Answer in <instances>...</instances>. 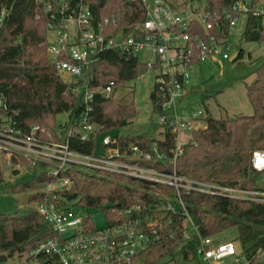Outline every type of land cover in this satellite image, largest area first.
I'll list each match as a JSON object with an SVG mask.
<instances>
[{
	"label": "trees",
	"instance_id": "16d2710c",
	"mask_svg": "<svg viewBox=\"0 0 264 264\" xmlns=\"http://www.w3.org/2000/svg\"><path fill=\"white\" fill-rule=\"evenodd\" d=\"M197 1H201L206 10L219 14L238 0ZM86 3L97 22L108 20L109 26L105 30L111 33L122 30L125 35L129 34L145 18L139 0H86ZM243 37L246 41L264 43L260 19H246ZM47 38V21L35 0H0V100L5 106H0V115L11 117L24 133L32 126H38L50 133L52 139L58 140L57 132L60 130L65 135L69 123L84 110L82 84L87 82L89 89L100 90L113 83L109 97L96 91L89 102L91 111L88 115L95 128V136L83 142L71 137V149L86 155H99L101 138L113 135L121 147L135 145L142 152H150L155 141L158 149L169 155L173 145V133L169 128H162L157 138L149 132L136 136L121 134V128L136 116V110L127 95L117 97L116 94L145 72L142 63L131 55L107 51L88 72L89 79L67 83L60 79L51 62ZM242 54L238 49L233 62ZM254 75V81L245 87L252 114L215 118L206 110L204 128L191 132V141L177 157L175 170L178 175L232 188L257 189L261 175L251 166V155L256 150H264V63ZM157 93L155 85L150 94L151 112L159 115L161 99ZM62 113L67 115V119L57 125L55 118ZM19 162L33 168L35 174L31 181L13 185L9 190L14 193L35 190L28 196L30 204L36 206L54 201L56 205L70 204L80 212L101 210L107 226L135 217L161 221V240L135 256L130 264H159L178 246L184 261L197 258L198 236L184 241L181 215L165 209L167 201L176 202L172 187L78 166L62 172L59 178L68 179V183L46 195L37 191L39 185L57 179L39 172L23 159ZM155 167L172 173L168 159ZM3 178L0 165V185ZM181 199L201 238L236 228L242 254L250 264H259V255L264 252V203L197 192L182 194ZM136 206L139 210L126 214ZM85 225L90 232L96 230L89 215ZM56 237L57 232L36 210L24 215L0 214V263L20 259Z\"/></svg>",
	"mask_w": 264,
	"mask_h": 264
},
{
	"label": "built area",
	"instance_id": "2783aa9c",
	"mask_svg": "<svg viewBox=\"0 0 264 264\" xmlns=\"http://www.w3.org/2000/svg\"><path fill=\"white\" fill-rule=\"evenodd\" d=\"M139 1L145 18L125 35L122 30L115 33L105 30L109 26L108 20L97 22L86 0H35L47 21V53L58 75L76 81L89 79L88 72L107 51L131 55L137 60L141 50L150 52L152 59L150 57L144 63L145 72L155 73L157 94L161 99L158 125L173 133L169 155L160 151L155 141L150 152H142L135 145L121 147L113 135L101 138L102 152L99 155L72 150L71 137L83 142L95 136L88 115L91 111L89 102L95 92L104 97L112 93L113 83L92 90L84 82L81 86L84 110L69 123L65 135L60 130L57 132L58 140L52 139L50 133L38 126H32L24 133L11 117L0 115V165L13 168L23 159L39 172L56 178L39 185L37 191L46 195L68 183V179L59 178L62 172L78 166L168 185L175 191L176 202L167 201L165 209L181 215L184 241L198 236L196 255L200 264H239L241 259L244 264H250L244 255H237L231 242L216 243L212 237L201 238L181 195L197 192L264 203V150H256L251 155V166L261 175L262 185L255 190L178 175L175 170L177 157L191 141V132L204 128L202 110L179 113L178 105L186 95L195 67L218 56L229 59L228 49L240 18H258L264 28V0H238L219 14L206 10L200 2L194 3L193 0L177 10L170 7L167 0ZM0 106L5 107L1 100ZM166 159L172 165V173L155 167ZM132 210H139V207H133L126 214ZM36 211L57 232V237L24 254L16 264H130L135 256L161 240L162 222L156 218L135 217L90 232L85 225L88 214L70 204L42 202L36 205Z\"/></svg>",
	"mask_w": 264,
	"mask_h": 264
},
{
	"label": "rangeland",
	"instance_id": "374dc122",
	"mask_svg": "<svg viewBox=\"0 0 264 264\" xmlns=\"http://www.w3.org/2000/svg\"><path fill=\"white\" fill-rule=\"evenodd\" d=\"M189 0H167L172 8H180ZM194 3L201 2L193 0ZM201 4V3H200ZM245 18H240L236 30L232 36L231 47L228 49L229 59L223 60L220 56L215 59L207 60L197 67L192 74L190 85L186 95L178 105L179 113L197 112L202 110L204 119L207 117L205 111H209L210 115L217 118L229 115L235 117L238 115L252 114V107L249 104L245 87L254 81L255 70L264 63V43L246 41L243 37L245 29ZM238 49L242 50V57L237 61H230ZM138 60L144 65L150 60V52L146 49L138 52ZM152 59V57H151ZM60 79L65 82L74 83L76 79L59 75ZM155 87V73L144 72L143 76H139L126 85V88L119 90L117 97L123 94L127 95L135 107L136 116L121 128V134L136 136L145 132H149L154 138L159 137L162 128L158 125L159 116L152 114V104L150 94ZM129 95V96H128ZM67 119V115L58 114L55 118L56 124H63ZM102 152V146L99 148ZM3 182L0 185V214H19L24 215L26 212L36 210V206L28 203V196L35 190H26L23 192H11L9 188L13 185L22 184L32 180L35 170L27 168L19 163V166L2 167ZM257 185L261 186V181H257ZM88 214L96 229L103 228L106 225L104 214L101 210L82 211ZM238 233L236 228H229L212 237L216 243L231 242L237 255L242 254L240 243L237 240ZM245 256V255H244ZM246 257V256H245ZM247 259V258H246ZM18 259H12L5 264H16ZM244 260H240L239 264H244ZM259 264H264V252L259 255ZM159 264H200L197 258L184 261L178 246L171 256L167 257Z\"/></svg>",
	"mask_w": 264,
	"mask_h": 264
},
{
	"label": "water",
	"instance_id": "95a60500",
	"mask_svg": "<svg viewBox=\"0 0 264 264\" xmlns=\"http://www.w3.org/2000/svg\"><path fill=\"white\" fill-rule=\"evenodd\" d=\"M236 57V54L230 58V61L232 62Z\"/></svg>",
	"mask_w": 264,
	"mask_h": 264
}]
</instances>
